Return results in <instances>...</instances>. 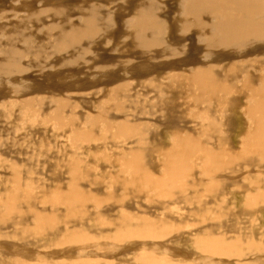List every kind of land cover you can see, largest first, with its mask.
I'll return each instance as SVG.
<instances>
[{"label":"bare ground","instance_id":"obj_1","mask_svg":"<svg viewBox=\"0 0 264 264\" xmlns=\"http://www.w3.org/2000/svg\"><path fill=\"white\" fill-rule=\"evenodd\" d=\"M52 1L48 0V5ZM179 5L175 16L179 17L180 25L177 30L176 24L170 25L171 38H175V31H179L178 37L182 39V34L197 33L194 37L204 45V63L198 50V54H188L182 63L165 64L174 72H169L167 67L156 72L157 77L169 81L159 94L163 91L170 96V103L166 105L155 95L158 117L165 119L159 127L155 128L158 124L155 121L151 120L154 124L141 121L128 110L134 104H141L144 95L135 103L126 95V89L121 90L126 88L124 84L106 89V97L103 95L100 101L84 99L86 112L81 115V103L67 93L68 96L62 97L63 92L53 89L58 112L50 106L43 112L42 102L37 101L30 116L26 109L32 99L24 95L23 100L16 101L22 103L23 115L33 123L55 124L72 145V153L69 151L58 167L56 163L55 171L51 169L53 183H50L52 175L50 179L35 181L34 169L29 167L28 174H23L26 168L6 157L9 174L5 179L0 178V254L9 252L8 264H26L22 261L24 256L15 249L17 233L9 234V229L19 225L24 231L23 238L41 240L37 257L41 264H92L98 256L87 253L90 244L96 241L102 242L101 258L107 260L125 249L122 255H134L135 264H224L221 259L225 257L239 259L236 264H257L250 262L254 257L240 260L247 253L257 254L260 241L254 242L253 230L251 237H235L237 214L229 196L244 203L243 213L248 214L244 227H250L247 225L253 222L260 207H264V0H180ZM136 15L131 16L132 20L129 18L131 29L135 30L134 46L131 42L133 48L130 49L140 50L141 54L134 59L146 64L154 60L149 57L151 48L161 45L156 33L163 31L159 30L158 16L141 9ZM76 30L66 31L64 41L69 43L84 35L83 31ZM151 31L156 32L155 40L149 39ZM173 44L183 47L180 39ZM30 49L26 50L28 55ZM221 49L226 51L222 53ZM14 53L20 55L18 51ZM42 57L34 59L36 66L39 62L36 60L42 62ZM139 63L134 64L133 72ZM14 66L16 74L27 71L21 63ZM61 74L58 73V77H62ZM149 76L142 71L134 77L141 79L142 85L148 80L157 81L148 79ZM125 98L131 102L126 103ZM187 102L191 103L185 106ZM102 112L104 116L96 115ZM128 113L134 119H128ZM184 115L192 127L182 121ZM30 129L39 134V128L31 126ZM91 144L100 147L92 150ZM79 151L87 157L78 156ZM100 161L111 171L100 166ZM61 167L64 172H59ZM98 171L107 173L103 175ZM91 174H102L103 182L98 181V175L92 180ZM176 196L179 203L176 206L163 201L172 202ZM105 205H108L106 210ZM155 206L162 211V218L158 220L147 216L146 210H142L145 215H141L142 211L134 214L138 208ZM185 207L194 209L195 221L190 224L172 216L173 211ZM189 227L197 229L182 234L181 231ZM184 237L185 242L177 245L176 241ZM106 240H112L108 248L104 244Z\"/></svg>","mask_w":264,"mask_h":264},{"label":"rangeland","instance_id":"obj_2","mask_svg":"<svg viewBox=\"0 0 264 264\" xmlns=\"http://www.w3.org/2000/svg\"><path fill=\"white\" fill-rule=\"evenodd\" d=\"M57 1L58 0H53L51 2L52 4L50 3V5H48L49 4L48 0H41V1L40 0H0V34H1L0 48L3 49V50L0 49V142H1L0 143V162H1L0 178L1 179L2 178L5 179V177L7 178V174H9V172L6 170V164L8 161L5 160L9 157L8 160L13 159L11 161L13 162L15 161L16 164L22 167L24 166L26 168V171H24L23 174H28L27 169L30 170L29 167L34 169L35 171L32 170V173L33 172L36 173L34 177L35 181H38L40 179H50L51 175L52 176L50 180H52L54 174V173L51 174L52 170L54 171L56 170L58 165L61 164V162L64 160L65 158L64 156L67 157V155L70 154L69 151H71L72 153L71 150L72 145L69 143V140L67 139L66 135L61 134L63 132L59 131L58 127L55 124H48L45 126L44 124L46 123L44 124L33 123L32 121H30V118L28 116L23 115L22 103L16 101L23 100L24 95L25 96L27 95V99H32L33 101L31 105L26 109L30 116H32L33 114V109L37 101L42 102L43 112L46 110L47 106H50L51 109L56 108L57 112L59 111L57 98L55 97L51 89L56 90L59 93L63 92L62 94L65 95H63L62 97H66V95L68 94L69 95V96L67 95L68 97L71 96L74 98V100L81 103L80 107L82 108L79 109V114L80 113L83 114L86 112L83 105V103H85L84 99L87 98L86 99L87 102L90 101L97 102L96 100L100 101L101 99H104L103 95L106 97V93H105L106 89L113 88L114 86L123 87L124 84L127 86L126 88L123 87V89L121 90L124 91V89H126V95H128V98H130V100L133 99L134 102L136 103V100L140 95L143 94L145 97V98L143 97L141 104H134L133 107H129L128 110L138 115V118L140 117L139 119L141 121H146L145 123L147 122L151 123V120L155 121L156 123H158L155 126L156 128L159 127L165 119L162 120L160 117H158L160 113H158L157 111L158 109V107L156 106L157 96L155 95H159V97L163 100L164 104L167 103L166 105H168L170 103L169 95L163 94L164 93L163 91H161L159 94L161 87L166 85V82L169 81L167 79L163 80L161 78L162 76L157 77L158 75L156 74V72L161 67H167L169 72L171 71L174 72L175 70L172 69V67L166 66L165 64L167 63L169 64L170 62L182 63V61L188 56V54L194 55V53L196 52L198 54V50H201L200 51L201 53L198 55L199 58L202 59L204 63V58H203L204 53L202 48L204 47V45L202 43H199V40L194 37L197 33L191 31L182 34L183 37L182 39L181 37H178L179 31H175L174 32L175 38H171L172 34L170 30V25L172 26V24H176V30L179 28L178 26L180 25L179 17L175 16L177 12H179L180 0H154L155 2L152 0H60L62 3L59 4L57 3ZM24 2L26 3L24 4ZM21 8L23 9L21 10ZM92 8L93 10H91ZM139 9L143 10L144 12L156 18L158 16V19L160 21V23L158 24L160 28L159 30L163 31L162 33H156L155 31H151L149 39L153 38L155 40V33H156L161 45L155 46L153 47V49L151 48L150 52L152 54L149 55V57L154 60L152 62L149 61L146 64L140 62L139 59H134V56L137 57L141 54L140 50L130 49L133 48L130 47L131 45L134 46L133 45L134 42L132 41L133 40L132 38L135 37V30L131 29L130 21L132 20L131 19L132 17L137 16L136 12ZM40 13L42 15H40ZM29 14L31 15L29 16ZM30 17L32 19L27 20ZM180 19L184 20L185 17H180ZM68 20H70V22H68ZM68 23H70L71 25ZM57 25L60 27H58ZM72 28H76L77 29L76 32L80 30L83 31L84 35H81L75 41H71L67 43L66 41H64V35L67 33L66 31H70V29ZM120 35L123 37H121ZM34 37L36 39H34ZM177 39L178 41L179 39L182 41L183 47L174 46L173 41L176 42ZM131 42L133 43L130 45ZM170 43L172 45H170ZM29 47L31 48L30 49L31 54L28 55L26 50H28ZM169 47L170 49H168ZM155 50L156 51L158 50V52H156ZM162 50L166 52L163 53ZM221 50H223L222 53L226 51V49H221ZM16 51H18L20 55H16L14 53ZM5 53L6 54L9 53V54L6 56ZM65 54L67 57L65 56ZM262 54H264V50ZM36 57L37 58L42 57L43 59L42 62H40L41 59L36 60V62L39 60V62H37V66L36 63H34V59H36ZM146 58L148 57H141V59H146ZM57 60L59 61V65ZM62 62L65 63L63 64ZM16 63H21L22 66L27 68V71H23L22 73L16 74L17 69L14 66V64ZM137 63H139V67L135 70L136 72L135 71L133 72L132 71L133 68H136L133 66L134 64ZM211 63L214 64V61H211ZM141 69H143L142 71H144V73L150 75L148 79L154 80L156 78L157 81L148 80L147 82H145L144 85L140 84L142 80L137 79V77L135 78L134 76H136L137 73L138 74L141 73L142 72ZM71 70L72 72L70 73L69 71ZM76 70L79 73L76 72ZM130 71L133 73L131 74ZM60 72L63 73L61 74L62 77H58L57 75ZM79 75L83 78H81ZM90 76H92L93 78ZM123 76L126 78H123ZM19 79L20 80L24 79V80L20 81ZM71 80L73 81L72 84L70 82ZM88 81L90 82L87 83ZM26 86L28 87L27 89ZM127 87L129 88V90ZM22 93L24 94L22 95ZM18 94H20L19 97L16 96ZM130 100H127V98L124 99L126 103H129ZM190 103L191 102L185 103V106H188ZM10 105L12 106V109L10 108ZM36 106L38 107V105ZM145 109L149 111H145ZM150 112L153 116H151ZM89 113H94V112H89ZM99 114L96 115L104 116L105 112ZM127 117L128 119L129 118L134 119V117L131 116L130 113H128ZM183 117L184 118L182 119V121L184 120L186 124L188 125L190 124L189 126L192 127L191 123H189V120L187 119V116L184 115ZM138 118L136 117V119ZM31 126H35L39 128L38 129L39 134H37L36 130L30 129ZM151 128L152 127L149 126V129ZM61 135H64L65 137ZM39 141L40 143H38ZM40 145L44 147H41ZM90 147L92 150H94L100 147V145L91 144ZM34 152H37L38 155H35L37 153ZM77 155L83 158L87 157V154L83 153L82 151H79ZM159 160H161V158ZM56 163H57V167H56ZM99 163L100 166L107 168V170L109 169V171H111V168H109L107 164L105 163L103 164V162L101 163V161ZM60 171L64 172L63 167L60 168L59 172ZM100 172L101 171H98L97 173ZM105 173H103V175ZM96 175H98V181L103 182L102 174H96ZM96 175L91 174V179L92 180L95 179ZM108 175H112V174H108ZM113 175L115 176L116 174ZM226 175L228 176L229 174ZM53 182H55V180H52V182L50 183ZM86 188L89 190L88 186ZM163 201L169 203L170 205H175V206L179 204L177 196L173 199L172 202H170L169 200H163ZM229 201L232 203L231 205L234 207V213L237 214V223H236L237 232L235 234V237H241L242 235L244 236L248 235L249 237H251V230H253L255 236L254 242L258 240L260 241L259 251L257 252V254H254L252 252L247 253L242 258H240V260L254 257L253 259H251L250 262L255 261L257 264H264V211H262L264 210V207L262 206L260 207L262 209L259 210L257 216L253 219V222H250L247 225L250 227H244L246 218L248 216L247 213H243L244 203L242 201L238 202L232 196H229ZM107 208L108 205H105L103 207V209L105 210ZM158 208L159 206H155L153 208L141 207L135 210L134 214L136 215L142 210H146L147 216L158 220L159 217L162 218V211L158 210ZM193 211L194 209L185 207L173 211L172 216L174 218L185 220L188 222V224H190V222L195 221V216L192 213ZM157 213H159V216ZM163 214H165V212H163ZM141 215H145L143 211ZM196 229L197 228L189 227V228H184L181 232L182 234H184L183 232L190 233V232H194ZM9 230H11L9 232L10 235H14L15 232L17 233L16 241L18 243V247H16L15 249L24 256L22 261L26 264H41V262L37 260V257L40 256L39 250L41 249L42 246L41 240L33 237L23 238L21 235L24 231L21 225L16 226L15 228H11ZM239 232H241V235ZM185 240L186 238L184 237L181 240L176 241V244L181 245L185 242ZM163 242H165V239ZM104 244L106 248H108L109 246L112 245V240H106ZM90 245L91 246L90 249H88L87 254L90 255V253L92 252L93 255L98 256V259L95 260L92 264H107V261H109L110 264L136 263L134 255L132 254H128L127 256L122 255L125 249H120V251L117 252L114 258L107 260L105 258L104 259L101 258L102 252L99 250V248L102 245V242L96 241L94 243H91ZM189 246L190 244L188 245V247ZM183 251L188 252L185 249ZM8 260H9V252L5 251L4 253L0 254V264H8ZM238 260L239 259L235 257H225L221 259V262H223L224 264H236Z\"/></svg>","mask_w":264,"mask_h":264}]
</instances>
